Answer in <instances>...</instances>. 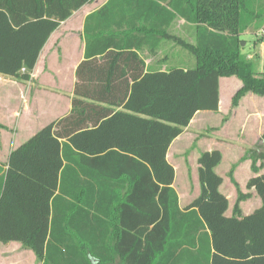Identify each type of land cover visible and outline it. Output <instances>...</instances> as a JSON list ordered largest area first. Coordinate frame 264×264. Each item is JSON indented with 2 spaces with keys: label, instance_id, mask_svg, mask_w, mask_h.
I'll use <instances>...</instances> for the list:
<instances>
[{
  "label": "trees",
  "instance_id": "16d2710c",
  "mask_svg": "<svg viewBox=\"0 0 264 264\" xmlns=\"http://www.w3.org/2000/svg\"><path fill=\"white\" fill-rule=\"evenodd\" d=\"M92 1L0 0V74L29 80L51 36ZM177 19L195 26V44L168 33ZM262 21L251 0H108L91 13L70 114L0 168V243H20L42 264H264V134L244 157L253 172L246 188L261 201L248 216L241 205L253 195L234 167L228 215L219 150L200 154V191L185 208L168 160L198 114L219 112L223 78L241 82L234 107L245 95L264 97L260 56L243 46ZM165 41L195 67L146 71L139 51L154 55Z\"/></svg>",
  "mask_w": 264,
  "mask_h": 264
},
{
  "label": "crops",
  "instance_id": "0c3cea01",
  "mask_svg": "<svg viewBox=\"0 0 264 264\" xmlns=\"http://www.w3.org/2000/svg\"><path fill=\"white\" fill-rule=\"evenodd\" d=\"M107 1L108 0H93L89 5L74 12L68 21L61 24L43 49L36 68L30 75L29 80L17 79L0 74V168L2 174L7 172L10 156L15 150L26 144L45 126L70 114L72 110L71 103L74 97V87L76 84V71L79 64L84 60L85 41L83 29L85 20L91 13L100 9ZM251 8L254 13L263 16L264 19V0H251ZM177 20L169 28L168 33L170 35L172 34L170 31L175 26ZM181 21L185 29L192 31L193 41L192 43H188L195 44V26L187 24L183 20ZM263 30L264 24L261 27L259 24L257 25V23H255L247 30L243 39L249 42L251 36L256 37V35H259L260 31ZM54 42L56 43L53 44ZM164 43L165 42H162L158 49ZM254 48H256L255 51H250L247 55L250 59L255 55H259L260 70L264 71V43L258 44L255 39ZM259 48H261V50H257ZM143 49L148 48L144 47ZM140 52L141 51H139V54ZM144 61L146 63V71L148 72L159 65H163L153 64V66H149L148 61L145 59ZM66 80H68V82H66ZM222 81L223 80H221L220 84L221 101L223 98ZM250 95L254 100L257 98L264 100V97ZM230 98H232V96ZM246 98H249V95ZM183 135L172 144L168 153V160L169 156L172 154L173 148L181 141ZM174 168L176 170L175 166ZM178 195L181 206L182 199L179 193ZM228 199L230 202V198ZM258 200L261 206V201L259 198ZM244 203H242V205ZM59 207L58 205L57 208ZM67 207L68 204L61 202V210H67ZM251 213L243 215L248 216ZM228 215H231L230 210L228 211ZM82 217L83 216H80V218L75 219L74 223L77 227H80L81 235H84L87 230L82 231L80 222ZM102 232H104V230H101L99 237H102ZM89 236L94 237L92 230ZM71 252L74 253L77 251L71 250ZM0 264L42 263L37 260L32 250L24 248L20 243L11 242L8 244L0 243Z\"/></svg>",
  "mask_w": 264,
  "mask_h": 264
},
{
  "label": "rangeland",
  "instance_id": "374dc122",
  "mask_svg": "<svg viewBox=\"0 0 264 264\" xmlns=\"http://www.w3.org/2000/svg\"><path fill=\"white\" fill-rule=\"evenodd\" d=\"M182 24L181 20H177L170 31L171 35L192 43V31L185 29ZM263 24L264 21L259 22L261 27ZM255 39L258 44H261V39L264 43L262 31L256 37L251 36L250 41L244 44V53L255 51ZM257 50H261V48ZM148 52V49H143L140 54L148 61L149 66L163 64L151 69L150 72L193 69L196 65L194 56L179 47L174 41H165L154 56ZM222 80L223 98L219 112H202L197 115L181 141L173 148L169 162L176 167L175 190L180 194L181 206L184 208L199 194L197 169L200 154L207 150L221 151L223 161L216 168V172L224 180L221 192L230 198L231 213L237 199L236 188L229 177V172L234 167V177L241 191L243 193L250 192L253 195L241 206L243 214H248L258 208L260 203L255 193L246 188L253 172L251 171V161L244 160V157L248 150L257 147L264 134V100L258 98L254 100L248 94L249 98H246L248 95L240 97L237 107H234L233 97L241 89V82L234 77H226ZM231 96L232 98H230Z\"/></svg>",
  "mask_w": 264,
  "mask_h": 264
},
{
  "label": "built area",
  "instance_id": "2783aa9c",
  "mask_svg": "<svg viewBox=\"0 0 264 264\" xmlns=\"http://www.w3.org/2000/svg\"><path fill=\"white\" fill-rule=\"evenodd\" d=\"M262 34L264 35V30L262 31ZM22 72H23V73H25V72H26V70H25V69H23V70H22Z\"/></svg>",
  "mask_w": 264,
  "mask_h": 264
}]
</instances>
